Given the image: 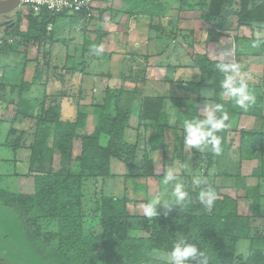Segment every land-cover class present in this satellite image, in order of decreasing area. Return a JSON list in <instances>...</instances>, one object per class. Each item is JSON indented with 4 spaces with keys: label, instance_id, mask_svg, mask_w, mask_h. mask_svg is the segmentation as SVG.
<instances>
[{
    "label": "trees",
    "instance_id": "1",
    "mask_svg": "<svg viewBox=\"0 0 264 264\" xmlns=\"http://www.w3.org/2000/svg\"><path fill=\"white\" fill-rule=\"evenodd\" d=\"M235 2H239L238 8L234 7ZM179 4L180 7L197 11L201 20L217 22L220 28L230 16L237 18L238 28L240 26L253 28L254 24H264V0H179ZM153 10L155 12L156 7H153ZM26 16L27 32L23 34L15 30V36L21 37L22 40L26 39L27 42L40 41L46 36L50 43L54 42V38L49 37L52 32H47V26L52 25L53 17L61 16L51 18L43 14L39 17ZM78 16L80 15L72 19ZM5 45L7 46V43ZM50 49L51 47H47L42 54L47 71L55 70L48 57ZM88 49L90 44L86 41L80 53H85ZM75 57L74 61L77 59L79 61L74 62V66L79 70L76 71L74 67V72L83 76L88 75L84 71L86 67L88 68L86 58ZM191 63L198 70L200 81L184 85L178 83L177 86L187 92L198 93L205 84V77H211L214 98L209 101L222 103L231 118L233 112L230 110V103L219 100L223 74L216 70V62L210 61L206 54H194L191 56ZM68 70L66 73L73 72L71 68ZM41 74L38 69L34 70L32 83L27 88L33 85ZM58 80L63 82L61 77H58ZM83 94L85 93L79 85L78 90L72 95L63 91L60 95L46 96V107L42 103L40 112L27 114L28 117L36 120L33 140L29 145L31 154L27 160L26 174L33 179L34 189L30 194L12 193L7 189H0V202L18 213L29 237L52 264H164L156 258V255L167 254L172 244L181 236L180 232H175L173 223L176 211L165 219L158 214L145 224V229L151 228L152 232L149 236H132L129 233V223L131 226L132 221H145V216L132 215L127 209L125 199L118 200L113 196L101 194L98 204L101 233L100 235H95L94 232L87 233L85 222L92 225L94 221L89 220L90 218L86 219L82 213L83 180L91 178L95 183L101 184L112 176L113 160L133 168L139 154L142 155L140 171L145 179L161 177L167 168H176L177 163L182 171L183 129L178 126L183 125L185 119L199 116L197 98L187 105H180V116L175 127L171 128L161 124L160 121L164 113L166 97L157 95L143 97L138 119L153 130L148 150L145 147L140 149L137 143L129 144L124 140L129 113L120 108L121 89L114 91L106 89L103 92L100 103L92 106V112L96 117L93 131L90 134L85 132L80 134L78 131L85 130L88 113V108L81 104L85 97ZM70 100L74 101V114L65 118L61 114L60 105L62 101ZM238 114L257 116L254 110L240 111ZM19 115L25 116L26 113L20 111ZM229 122L230 119L227 122L228 127L218 133L222 139V152L227 151L228 134L233 131ZM263 137L262 133L245 130L239 132L240 172L242 163H254V153L260 152L257 163L252 164L250 175L240 173L235 178V187L244 189L245 198L251 206L248 212H242L236 200L220 195L218 187H213L215 177L213 175H200L207 179L208 184H212V188L217 193V200L210 210H206L200 204L197 196L199 189H193L190 185L192 189L189 192L190 200L182 207L187 209L188 224V230L183 232V236H186L187 232L192 233L191 239H194L192 242L204 250L208 256V264H264V231L258 233L256 232L258 230L254 231L252 228L255 219L264 218ZM76 140L79 141V152L75 155L73 147ZM17 142H20V139ZM257 144L259 146L255 148ZM154 151L160 154L157 161L149 158V152ZM213 155L216 154L207 156L209 162ZM159 163H162L161 174L156 171ZM182 173L184 174V171ZM193 175H189L187 181ZM185 177V175L180 176L184 184ZM249 177L257 179L256 187L250 188L246 185ZM144 187L136 185V191L146 193ZM148 197L150 196L147 195L146 198ZM162 220L164 223H160ZM241 241L247 243L246 256H242L237 251L238 243ZM0 264L4 262L0 260Z\"/></svg>",
    "mask_w": 264,
    "mask_h": 264
},
{
    "label": "crops",
    "instance_id": "2",
    "mask_svg": "<svg viewBox=\"0 0 264 264\" xmlns=\"http://www.w3.org/2000/svg\"><path fill=\"white\" fill-rule=\"evenodd\" d=\"M238 6L239 2H235L234 7L238 8ZM153 7H156L155 12ZM10 13L0 15V70H2L3 76L10 77V79L3 80L5 84L0 82V88L5 85V92L10 93V96L2 93L6 98L4 102L0 101V121H2L0 123V135L2 136L0 150H10L13 157L10 160L0 158V163L15 162V160L27 161L29 159L31 154L29 145L33 140L36 120L28 117L27 114L35 113V111L40 112L43 104L46 107V96L60 95L61 92L66 91L63 89V82L58 80V74H55L58 71L57 68L51 62L57 63L58 56L64 55V51H68L71 47V42L69 44L67 40L60 37L57 39V35L54 36L52 43L46 36H43L40 41L27 42L26 39L22 40L21 37L15 36L14 32L18 30L20 33H26L28 21L22 17L15 24V21L8 19ZM80 16H86L90 25L86 24L84 38L80 41L79 52L76 57H85L93 74L88 73L87 76H83L73 71L66 74L67 78L64 83L70 84V89L74 90L76 83L78 88L80 81L83 83L84 80L89 79V87L92 92L99 93L101 92L100 88L98 90L95 85L97 81L99 83L104 81L105 84L116 78L119 82L117 87H111L109 84L103 88L111 91L122 90L120 108L129 113L125 131L134 132V143H137L140 149L144 147L150 149L149 139L153 135V130L145 122H140L138 119L141 100L144 96L166 97L164 113L160 121L161 124L173 128L180 116V105L194 102L196 98L198 105H203L202 102L211 103L209 100L214 98V89L211 87L213 79L209 76L205 77V84L198 93L187 92L177 86L178 83L184 85L189 82L197 83L200 81L199 72L191 63V56L206 54L207 58L213 62H216L221 55L235 57L242 66V70L252 77L248 81L249 90L256 96V102L247 111L254 110L257 114V116L239 115L238 112L242 110L236 108L233 101L221 89L219 100L225 103L229 102L230 110L233 112L229 122L233 131L228 134L227 151L221 152L219 155L228 157L226 160L230 165L236 166L237 162V169L239 168V132L245 130L264 134V47L253 48L251 46V27L240 26L238 28L237 18L230 16L220 28L217 26V22L199 19L197 11L180 7L179 0H94L92 12L89 15L81 14ZM200 32L202 33L201 40L198 41L196 36ZM189 37L194 40L190 44H185L184 42ZM16 39L18 42H15ZM177 39L179 40L176 43ZM86 41L89 42L90 47L104 44L103 54L101 56L93 55L89 49L85 53H80ZM31 44L35 49L34 55L30 54L28 50ZM44 47H51L48 57L55 70H46L42 56L43 51L46 50ZM2 49L8 51L3 52ZM187 49H192L193 54L189 55L185 52V56L182 50ZM9 58H17L16 63L23 59L21 68L19 66L20 69H17L13 66L15 64L6 63ZM67 58L70 59L71 57L65 52V59ZM70 62L74 63V58H71ZM112 65L119 67L117 77L112 74L113 70L110 68ZM6 68L15 69V73L10 70L5 73ZM36 69L42 74L33 85L27 88L32 83L33 73ZM259 71L260 74H258ZM61 72L60 69L59 73ZM91 90L86 91V93H90ZM135 90L140 91L136 93ZM67 93L72 95L74 91ZM132 102H137V107L134 109ZM60 108L61 114L70 113L65 117L73 116L74 101H62ZM20 111L26 115H19ZM197 114L200 115L198 110ZM89 116L95 125L96 117L92 111L87 113V118ZM2 123L8 126L5 132H1ZM178 128L183 129V125H179ZM233 134L238 135V144L233 153L237 160L231 159V154L228 153ZM18 139L20 142H17ZM15 142H17V146ZM141 142L143 146H141ZM182 145L184 155L185 146ZM258 146L257 144L255 148ZM262 146L264 150V141ZM153 153L158 154V151L149 152V158L151 155H155ZM209 154H213V152L204 156L207 158ZM220 156L216 154L212 158H219ZM254 159L258 158L255 157ZM182 169H184L183 165ZM191 172L189 175L196 174L197 171L191 170ZM255 180L256 185L254 187L258 184L257 179ZM261 220L264 218L255 219L253 224H259Z\"/></svg>",
    "mask_w": 264,
    "mask_h": 264
},
{
    "label": "rangeland",
    "instance_id": "3",
    "mask_svg": "<svg viewBox=\"0 0 264 264\" xmlns=\"http://www.w3.org/2000/svg\"><path fill=\"white\" fill-rule=\"evenodd\" d=\"M117 9V8H116ZM120 9V7H119ZM10 17L8 18L9 20H13L15 22H18V20H21L22 17L27 19V16L23 14L19 8L15 9L12 11L9 15ZM12 21V22H13ZM89 21V20H88ZM52 25L50 24V27L47 26V32H52V34L49 36L50 38H54L55 35H57V39L60 37L61 39L67 40L70 44L71 42V47L69 48L68 51H64V55L62 54L61 56H58L55 62H51L54 64V66L57 68V73L59 77L63 79V82L66 81V71H69L68 68L70 66L71 70L74 71V67L76 69V66H74V63L70 62L71 58H74V56H77L78 51H79V45L80 41H82V38H84V30H86L87 26V18L86 16H78L75 19L71 18H65V17H53L51 19ZM89 24V23H88ZM90 25V24H89ZM20 27V25H19ZM23 27V25H22ZM21 27V28H22ZM92 27V26H91ZM74 32V33H73ZM49 33V34H50ZM74 34V35H73ZM234 35V33H232ZM202 33L198 34L196 36V40L200 41V36ZM56 37V36H55ZM179 39L176 40V43ZM194 39L193 38H188L187 41H185V44H190ZM15 42H18L16 39ZM181 43V42H180ZM29 53L34 55V46L33 44L30 45V48L28 49ZM27 50V51H28ZM192 49H187V50H182V52H186L189 55H192ZM65 52H67V55L71 57L70 59L67 58L65 59ZM185 53V56H186ZM24 58V57H23ZM76 58V57H75ZM17 58H9L6 60V63H13L14 67L17 69L21 68V62L23 59L18 61ZM24 61V60H23ZM79 59L77 61H74L75 63H78ZM247 61V60H246ZM86 63V62H85ZM34 67V66H33ZM100 67V65H99ZM114 67V68H113ZM19 68V69H20ZM111 70H113L112 74L114 77H117V73L119 71V67L116 65H112L110 67ZM61 69L64 70L61 73H59V70ZM102 69V67H100ZM11 71L15 73V69L13 68H6L4 71L5 73H8V71ZM79 69H76L78 71ZM85 72L89 74H93L92 68L91 67H86L84 69ZM72 72V71H71ZM70 74V73H69ZM260 74V71L258 72ZM87 76V75H86ZM10 79L8 76H3L2 70H0V82H3L5 79ZM86 79H88L86 77ZM5 84V82H3ZM111 87H117L119 85V82L117 81L116 78L110 82H106L104 84V81L102 82H96V88H100L99 93H93L91 88L89 87L90 85V80H84L83 83L80 81V89L83 90L85 93V97L83 98L81 104L83 107H87V112H91L93 109L92 106H97L100 103V99L103 96V92L105 89L103 88L105 85ZM75 86V84H74ZM70 84H64L63 89L66 90L67 92H75L78 90L77 88V83L76 87H74V90L70 89ZM95 88V89H96ZM130 88V87H129ZM127 89V88H126ZM90 91V93H86V91ZM4 95H9L10 93L8 91L5 92V85H3L0 88V101L4 102L6 96ZM97 94V95H96ZM7 95V96H8ZM9 98V97H8ZM203 104H207L210 102L204 101L202 102ZM132 108L137 107V102H132ZM70 115V113H65L63 114V117ZM66 118V117H65ZM2 121H0L1 123ZM93 120L91 119V116L87 118L86 121V127L85 130L83 131H78L80 134L85 132L87 134H90L93 131ZM6 126L4 123L1 124V132H5ZM1 135H0V140H1ZM124 140L128 142L129 144L134 143V132L131 131H125L124 134ZM132 141V142H130ZM238 142V135L233 134L232 135V143L230 147V151L228 152L231 154V159H236L234 153L235 148L237 147ZM142 143V142H141ZM143 146V143L141 144ZM74 154L76 155L79 152V141L76 140L74 142ZM211 151L207 150L204 153H198L195 150H193L192 154L189 155V150L186 149L185 147V152H184V157L182 163L184 166L183 171H185V184L188 185V187L185 188L187 191L191 192L192 189H190V185L192 186L193 189H195V186L192 185V179L196 175H213L214 181H213V187H218L220 195H225L229 196L232 199L236 200L238 202L239 208L242 212H248L251 208L249 201L246 200L245 198V193L244 189L242 188H237L235 187V178L237 177L238 174H245L246 176H249L251 173V168L252 164L257 163V159H255L254 163H242L241 166V172L240 170L237 169V162L236 166L230 165L228 163V157H222L220 155L219 158H212L211 163L209 160L204 156L207 153H210ZM237 153V152H236ZM260 152L254 153L255 157L259 156ZM73 154V155H74ZM155 155H151V159L154 161H157L159 159L160 154L153 153ZM141 156L138 155V161L136 162V165L133 166V168H128L121 164L120 162L113 160L111 164V171H112V176H110V179L105 180L99 183H95L93 179L88 178L83 180V186H82V193H83V214L84 217L90 218L89 220H93L94 224H90L85 222V229L87 233H92L94 232L95 235H100L101 233V218L99 217L98 213V204H99V197H101V194H105L107 196H113L117 198L118 200L125 199L126 200V206L128 211L132 215H137V216H143V210L142 206L144 203H146L148 200L151 199L152 195L155 192H158L161 189V182L163 180V176L161 177H153L149 179H145L142 175V171H140V166H141ZM13 155L10 150H0V158L1 159H7L10 160L12 159ZM74 157V156H73ZM227 158V160H226ZM237 160V159H236ZM231 161V160H230ZM232 162V161H231ZM210 163V165H208ZM138 165V167H137ZM179 164L177 163L175 167L179 169V175H184L178 166ZM27 161L25 160H15L9 161L8 163H0V189H7V191H10L12 193H20V194H30L33 192L34 185H33V179L31 177H28L26 174L27 172ZM137 170V171H135ZM191 170L197 171L195 172L196 174L193 175V177L187 181V177L189 174H191ZM156 171L157 173L161 174L162 172V163H159L156 166ZM191 172V173H190ZM135 174V175H133ZM206 175V176H207ZM141 176V177H140ZM192 176V175H191ZM250 178V179H249ZM246 180V185L254 187L256 185V178L255 177H249ZM183 181V178L181 179ZM188 182V184H187ZM190 183V184H189ZM136 185H141L145 186L146 193L138 190L136 191ZM212 187V184H211ZM191 194V193H190ZM148 196V198H146ZM185 206V205H184ZM158 214L162 216V219H165L166 217L170 216L173 212L176 211V214L173 217V223L175 227V232H180V235L183 236V232L187 229V221H186V211L187 209L179 208V206H173L172 210L167 212L165 214V210H163L161 207L158 206ZM96 217V220L94 218ZM145 221L142 220V222H131V226L129 223V233L132 236H149V234L152 232L151 228L145 229V224H148L151 219L144 218ZM177 219V220H176ZM160 223H164L163 220L160 221ZM2 228V234H0V239H2L4 236H8L12 242H14L16 245H18L23 253H24V258L21 256H16L12 254L5 246L3 247L4 244H1L0 240V260L4 262V264H52L50 261H48L45 256L43 251H41L39 248H37L35 242L29 237L25 226L18 216V213L11 207L4 205L2 202H0V232ZM253 230H258L256 232H262L264 231V220H261L259 224H254L252 226ZM188 230V229H187ZM3 236V237H2ZM179 236V235H178ZM179 236V237H181ZM191 238L192 233L188 234L186 233V237ZM173 245V244H172ZM237 251L242 254V256H246L247 254V243L246 242H239L237 246ZM156 258L163 262L165 264L166 260V254H157ZM27 260V261H26Z\"/></svg>",
    "mask_w": 264,
    "mask_h": 264
},
{
    "label": "clouds",
    "instance_id": "4",
    "mask_svg": "<svg viewBox=\"0 0 264 264\" xmlns=\"http://www.w3.org/2000/svg\"><path fill=\"white\" fill-rule=\"evenodd\" d=\"M253 48L264 47V24H254L252 28ZM89 52L101 56L104 52V44L93 45ZM215 68L223 74L220 87L234 103V106L242 111H247L255 104L256 96L249 90L248 81L252 79L249 73L242 70V66L231 55L218 57ZM199 116L183 121V144L189 150L204 153L207 150L219 155L222 152V139L218 135L228 127L229 112L222 103L211 102L198 105ZM179 169L169 167L163 175L161 189L155 192L151 199L143 204L142 210L146 218L152 219L158 215V206L165 210V214L171 211L173 206L181 209L190 200V193L181 181ZM192 185L196 189L198 200L206 210H210L216 200L217 193L208 184L205 177L195 176ZM194 239L181 236L172 245L166 254L165 264H208V256L204 250L198 248Z\"/></svg>",
    "mask_w": 264,
    "mask_h": 264
},
{
    "label": "built area",
    "instance_id": "5",
    "mask_svg": "<svg viewBox=\"0 0 264 264\" xmlns=\"http://www.w3.org/2000/svg\"><path fill=\"white\" fill-rule=\"evenodd\" d=\"M94 6V0H19V10L29 16L46 17L61 16L72 18L77 15H89ZM50 27V25H48Z\"/></svg>",
    "mask_w": 264,
    "mask_h": 264
},
{
    "label": "water",
    "instance_id": "6",
    "mask_svg": "<svg viewBox=\"0 0 264 264\" xmlns=\"http://www.w3.org/2000/svg\"><path fill=\"white\" fill-rule=\"evenodd\" d=\"M18 2L19 0L0 1V15L10 13L14 11L15 9H17ZM0 234H2V228H1ZM0 240H1V244H4L3 247L5 246L12 254L16 255L17 257L21 256L24 258V253L22 249L18 245H16L14 242H12L8 236H4Z\"/></svg>",
    "mask_w": 264,
    "mask_h": 264
}]
</instances>
